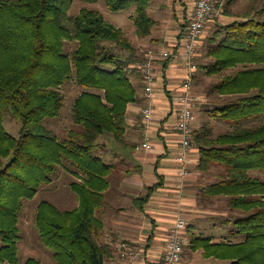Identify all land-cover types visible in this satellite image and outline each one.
Instances as JSON below:
<instances>
[{
  "label": "trees",
  "instance_id": "obj_1",
  "mask_svg": "<svg viewBox=\"0 0 264 264\" xmlns=\"http://www.w3.org/2000/svg\"><path fill=\"white\" fill-rule=\"evenodd\" d=\"M73 1L0 0L1 264H41L33 257L19 262L22 200L34 198L59 167L67 168V161L79 179L70 183L79 204L62 210L41 200L35 213L40 240L52 249L56 264H105L111 255L101 241L104 224L97 211L105 205L103 192L114 165L93 149L105 134L124 142L127 105L137 98L128 64L138 56L124 30L98 10L82 7L71 14ZM104 1L112 11L133 7L136 35L151 34L156 24L148 12L152 0ZM259 14L263 18L245 14L220 25L206 46L211 59L202 67L217 77L211 92L221 100L207 114L233 122L234 128L215 133L206 123L192 138L200 153L198 170L220 169L215 181L200 183L201 203L226 197L228 209L242 213L235 224L244 240L212 242L193 234L190 244L226 264H264V180L251 174L264 171V1ZM71 77L80 88L72 105L74 126L60 136L44 120L60 115L61 87ZM5 112L21 125L18 138L5 130ZM160 185L147 188L139 207Z\"/></svg>",
  "mask_w": 264,
  "mask_h": 264
},
{
  "label": "crops",
  "instance_id": "obj_2",
  "mask_svg": "<svg viewBox=\"0 0 264 264\" xmlns=\"http://www.w3.org/2000/svg\"><path fill=\"white\" fill-rule=\"evenodd\" d=\"M165 4L164 17L156 19L158 21L151 34L144 38H139L135 34L137 39L133 46L136 55L142 58L138 57L128 64V73L137 91V98L127 105L124 142L114 144L110 139L111 136H106L108 141H99L98 146L102 151L96 153L114 165L108 177L109 187L103 192L105 205L97 211L104 224L101 241L111 248V255L106 259L105 264H161L167 232L177 216H182L187 221L188 243L184 246L180 264H226L227 260L205 256L201 248L195 249L190 244L193 234H203L212 242L243 241L244 236L235 224L242 213L239 210H230L227 204L221 203L220 197L224 196L213 197L208 205L201 203L199 185L205 180V173L197 168L200 157L197 146L192 144L188 152L187 174L184 176L180 174L183 163L176 158L181 139L176 129L179 107L176 97L188 74V67L182 57L172 54L169 57H162L161 54L166 51L176 53L180 50L184 42L182 30L193 11L195 0H167ZM129 16L131 18V15ZM234 19L229 18L225 21L219 19L218 22L221 24L212 23L210 20L205 32L210 31L213 25L219 27ZM123 30L127 34V30ZM203 36L197 47L195 58L197 67L192 78V89L202 95L203 99H207L208 103L207 106H203L204 101L202 107L200 105L198 109L195 108V118L192 123L194 130L206 123L215 127L223 123L221 120L210 118L207 114L208 109L219 104L221 100L215 94L211 96L206 87L202 93L199 91L200 83L204 82L202 77L207 75L202 66L208 63H201V57L206 55L209 61L211 59L206 53L208 43L206 44ZM149 55L155 58L156 68L153 92L148 98L145 91L146 84L138 68L141 61ZM148 105L152 108V114L147 126L142 112ZM72 128L71 125L66 132ZM145 141L151 143V149H136L137 145ZM115 145L121 149L128 147L131 152L123 155L119 150L114 151L113 154L110 148L111 146L116 148ZM122 168L125 170H121ZM63 169L70 177L79 181L70 168ZM72 181L70 180L68 184L70 188ZM157 182H161V185L153 191L148 201L139 207L138 198L144 196L147 188ZM78 204L79 199L75 193L71 209ZM122 242L127 244L125 258L121 256ZM52 253L46 256L54 260ZM41 256L43 255L32 257L43 264ZM51 264L56 263L54 261Z\"/></svg>",
  "mask_w": 264,
  "mask_h": 264
},
{
  "label": "rangeland",
  "instance_id": "obj_3",
  "mask_svg": "<svg viewBox=\"0 0 264 264\" xmlns=\"http://www.w3.org/2000/svg\"><path fill=\"white\" fill-rule=\"evenodd\" d=\"M263 1L264 0H215L216 10H215L214 17L212 19V23L218 22L219 19L221 21L228 20L229 18L243 19L242 16H244L245 14L252 15L257 18H263L259 14V9H261V6L263 5ZM165 2H167V0H154L153 2L151 1L149 5V7L150 6L151 7L148 8V12L152 18H154L155 20L157 18L163 19L164 17L163 15L165 14V11H164L165 5H166ZM82 7H86L89 9H96L102 14L105 20L115 25H118L122 27L123 29H126L127 30L126 35L130 43L134 41L131 44L132 45L135 44L136 42L135 39H137L136 38L137 36L135 35L136 34L135 24H134V19H133V15L135 11L133 7L129 9L119 10V11H112L107 7L104 0H99L94 3L83 2L81 0H74L69 12L71 14H77ZM129 15H131V18ZM224 16H227V17L224 18ZM157 21L158 20H156V23ZM218 24H221V23L218 22ZM154 28L155 26L152 29ZM218 31H219V27H217V25H213L210 31L208 30L207 32L204 31L203 39H205L206 44L209 42L210 38L216 36ZM124 32L126 31L124 30ZM72 46L73 44L70 45V49L72 48ZM118 53L124 55L122 50L120 51L118 50ZM137 56L139 57V59L142 58V56L138 54ZM204 62H209V59L206 57V55H203L201 57V63H204ZM202 78L204 82L200 83L199 91H201L202 93L207 88L208 89L207 92H209V90L211 92L213 84L217 81V77L204 75V77ZM61 90L65 96V104L61 109L60 115L56 117H49L44 120L45 124L49 128L54 129L60 136L66 133V129L68 127H70L71 125L74 126V122L72 120L73 119L72 118V105H73L76 95L80 91V88L75 83L74 78L71 77L67 81V83L61 87ZM210 95L211 96L214 95L213 91L210 93ZM201 97L202 99L198 102L197 107L200 105L202 107V104L204 101L205 103L203 104V106H207V103H208L206 101L207 99L206 100L203 99L202 95ZM3 124L5 127V130L8 133H10L12 136L16 138L20 136V126L21 125L9 112L4 113ZM241 124L247 125V120H243ZM234 126L235 124L233 122L224 121L223 123H219V125H216V127L212 126V128L215 131V133H220L222 131L232 129L234 128ZM106 136H111V135L105 134L103 136H100L99 141H106V140L108 141V137ZM110 139L113 140L112 137H110ZM113 142L114 144H116L114 140ZM115 146L116 148L114 146H111L110 148L113 154H114V151L116 152L119 150L120 152H122L123 155L131 152L130 150H128L127 146H125L127 147V149L118 148L119 147L118 145H115ZM100 151L102 150L99 148V146H96L93 149V152L95 154L100 153ZM6 161H8V159L5 160V162ZM64 165L70 168L69 161L65 162ZM121 170H125V168H122ZM219 172H220L219 168H212L208 172H205V176H204L205 180L203 182L205 183V182L215 181L217 179ZM251 174L253 176H259L260 178L264 180V171L254 169V170H251ZM207 177L208 179H206ZM70 180H75V178L70 177L69 173H67L66 170L63 169V167H59L58 171L53 175L52 180L50 182L43 183L34 198L22 200V209L19 213V221H18L19 239L17 241L18 257H19L20 263H23L29 257H32V256L36 257V255H39V254L43 255L41 256L43 259V264H51V262H54V260H52L48 255L46 256V254H50L52 252V249L44 245L42 241L40 240L38 229L35 223V209H36L35 207L37 206L40 200H48L50 202L55 203L57 207H59L60 209H71L73 207L72 201H73V196L75 195V193L72 191V189L68 185ZM220 199H222L221 203L226 204V197H220ZM68 204H71V206H67ZM0 244H1V240H0Z\"/></svg>",
  "mask_w": 264,
  "mask_h": 264
},
{
  "label": "built area",
  "instance_id": "obj_4",
  "mask_svg": "<svg viewBox=\"0 0 264 264\" xmlns=\"http://www.w3.org/2000/svg\"><path fill=\"white\" fill-rule=\"evenodd\" d=\"M215 0H195L193 11L188 18L183 30V45L176 53L163 52L162 57L179 56L182 57L188 67V74L184 79L180 93L176 100L179 105L177 109L176 129L180 134V149L177 160L182 162L180 174L186 175L188 170L186 162H189L188 152L192 145L193 138V120L195 118L194 110L197 108L198 102L202 99L201 95L195 93L192 89V78L196 70L197 47L200 38L203 36L207 23L213 19L215 14ZM155 58L149 55L139 64V72L146 84V97H151L153 92V84L155 79ZM152 108L150 105L143 109L142 115L145 124L148 126L151 120ZM152 145L149 141H145L136 146V149L149 150ZM187 221L182 216H177L173 225L169 228L165 240V249L161 258V264H180L184 246L188 243L186 236ZM123 250L121 256H127V244L122 242L120 245ZM131 264V263H126Z\"/></svg>",
  "mask_w": 264,
  "mask_h": 264
}]
</instances>
